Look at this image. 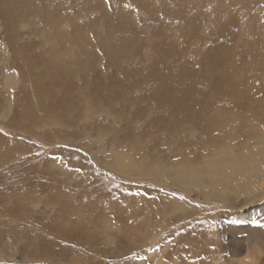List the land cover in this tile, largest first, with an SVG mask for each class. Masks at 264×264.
Segmentation results:
<instances>
[{
    "label": "rangeland",
    "instance_id": "374dc122",
    "mask_svg": "<svg viewBox=\"0 0 264 264\" xmlns=\"http://www.w3.org/2000/svg\"><path fill=\"white\" fill-rule=\"evenodd\" d=\"M259 133L264 0H0V264H264Z\"/></svg>",
    "mask_w": 264,
    "mask_h": 264
},
{
    "label": "bare ground",
    "instance_id": "6f19581e",
    "mask_svg": "<svg viewBox=\"0 0 264 264\" xmlns=\"http://www.w3.org/2000/svg\"><path fill=\"white\" fill-rule=\"evenodd\" d=\"M257 138H258V140H260L261 142L264 141V140H263V139H264V133H262V134L259 133ZM263 151H264V148H263ZM263 153H264V152H263ZM233 160H234V159H233ZM257 172H258V171H257ZM242 180H243V179H242ZM242 180H241V181H242ZM249 181H250V180H249ZM245 182H246V181H245ZM247 183H250V182H247ZM244 184H245V183H244ZM244 184H243V185H244ZM242 188H243V186H242Z\"/></svg>",
    "mask_w": 264,
    "mask_h": 264
},
{
    "label": "crops",
    "instance_id": "0c3cea01",
    "mask_svg": "<svg viewBox=\"0 0 264 264\" xmlns=\"http://www.w3.org/2000/svg\"><path fill=\"white\" fill-rule=\"evenodd\" d=\"M1 53H2V50H1ZM1 55H3V54H1ZM8 71V73H9V70H7ZM7 73V72H6Z\"/></svg>",
    "mask_w": 264,
    "mask_h": 264
}]
</instances>
